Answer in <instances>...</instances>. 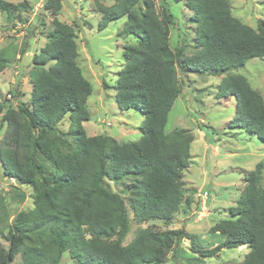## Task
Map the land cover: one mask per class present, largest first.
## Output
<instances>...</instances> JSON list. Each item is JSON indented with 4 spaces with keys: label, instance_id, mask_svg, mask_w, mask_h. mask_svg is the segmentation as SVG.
<instances>
[{
    "label": "trees",
    "instance_id": "16d2710c",
    "mask_svg": "<svg viewBox=\"0 0 264 264\" xmlns=\"http://www.w3.org/2000/svg\"><path fill=\"white\" fill-rule=\"evenodd\" d=\"M173 1L183 2L192 12L189 55L182 46H170L174 17L166 0H160L159 10L155 0H114L109 5L93 0L101 13L99 29L125 17L123 32L135 37V43L122 47L123 63L114 82L103 81L104 88L114 90L120 110L142 114L135 141L86 134L82 123L90 119L87 99L92 86L77 64L75 32L56 17L61 0L43 3V10L54 17L45 44L32 56L30 95L22 101L13 92L0 102L6 124L0 142L3 174L29 186L32 198L31 208L8 222L0 194L6 230L2 237L8 243L6 248L0 245V264L17 256L22 264H61L64 253L72 264H162L182 239H189L188 249L200 258L245 245L248 252L235 264H264L263 161L242 170L244 186L238 199L225 218L209 227V232L223 237L221 242L202 247L183 227L145 226L123 244L129 231L126 198L139 222H166L180 208L193 135L183 128L165 131L179 94L176 64L190 72L222 75L215 96L235 99L228 127L264 142V98L244 75L234 72L254 57L264 59V18L255 28L232 14L229 0ZM27 9L26 1L0 0V12L9 20L15 11ZM10 61L8 47L0 48V73ZM14 96L18 99L12 100ZM65 118L69 124L62 130L59 125ZM110 183H119L126 198Z\"/></svg>",
    "mask_w": 264,
    "mask_h": 264
},
{
    "label": "rangeland",
    "instance_id": "374dc122",
    "mask_svg": "<svg viewBox=\"0 0 264 264\" xmlns=\"http://www.w3.org/2000/svg\"><path fill=\"white\" fill-rule=\"evenodd\" d=\"M7 1L13 4L26 1L29 9L15 11L10 20L4 12H0V48L8 47L11 53V61L0 73L1 103L10 99L13 92H18L22 101L28 99L31 91L32 56L45 44L51 29L50 22L54 17L50 10H43L45 0ZM100 1L109 5L114 0ZM166 2L174 17L170 26V46L172 49L182 46L184 53L189 55L193 52L194 23L190 20L192 12L183 2ZM229 2L232 14L251 27L256 28L257 21L264 18V0ZM159 3L160 0H155L157 10L160 9ZM56 17L73 27L79 53L77 64L92 86L91 95L87 99L90 119L82 123L86 134L106 133L118 141L137 140L140 137L142 114L131 108L120 110L113 98L114 90L103 87V81L112 84L116 79V73L123 63V45L135 43L133 35L123 32L126 18L110 21L105 28L99 29L101 13L96 11L93 0H61ZM175 70L179 94L169 111L165 131L183 128L193 135L191 162L183 171L184 194L180 208L166 222L158 219L139 222L133 217L126 194L122 192L123 187L119 183H110L114 191L121 192L126 198L129 231L123 244L128 243L135 232L145 226L159 230L183 227L202 247L221 242L223 237L209 232V227L225 218L228 207L238 199L244 186L242 170L253 169L258 161L264 162V142L253 134L227 125L234 116L235 99L215 96L222 75L186 71L179 63ZM234 72L244 75L264 98V59L254 57ZM16 99L18 96L12 98ZM68 124L65 118L59 127L66 130ZM5 127L0 114V142ZM261 185L264 187V166ZM21 191L24 193L23 199ZM0 194L4 197L8 222L19 211L32 206L31 188L18 185L15 179L5 176L1 162ZM1 213L0 211V219ZM4 223L5 219H1L0 229L3 231L0 230V245L6 248L8 243L2 237L6 232ZM188 247L189 239H182L181 244L167 254L162 264H235L248 252L245 245H239L223 248L211 257L200 258ZM60 263L72 264L73 261L64 253ZM9 264L22 262L17 256Z\"/></svg>",
    "mask_w": 264,
    "mask_h": 264
}]
</instances>
